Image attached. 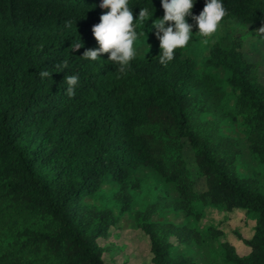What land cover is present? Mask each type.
<instances>
[{"label":"trees","instance_id":"obj_1","mask_svg":"<svg viewBox=\"0 0 264 264\" xmlns=\"http://www.w3.org/2000/svg\"><path fill=\"white\" fill-rule=\"evenodd\" d=\"M101 3L0 0V264H105L98 241L118 226L119 215L132 210L126 191L139 187L129 175L140 167L173 186L174 209L196 222L206 207L250 213L251 239L236 234L249 248L247 255L218 242L220 232L211 226L204 231L218 243L223 264H264L262 186L239 173L237 140L197 125L209 111L195 96L202 86L195 62L183 58V48L174 50L167 67L159 62V48L155 56L135 57L125 73L108 53L83 59L86 49L99 48L92 28L110 11ZM205 3L195 0L193 14ZM222 3L227 10L222 21L238 27L230 29L227 42L213 44L206 63L227 74L232 117L251 156L264 165V83L241 44L242 30L264 27V0ZM144 7L151 18L135 19ZM129 8L138 34L165 15L161 0H129ZM69 20L71 27L65 25ZM77 42L83 47L73 51ZM65 59L69 67L54 71ZM41 70L52 78L42 80ZM74 74L79 83L69 98L64 77ZM106 182L118 186V215L81 205ZM137 227L149 240L152 264H196L185 254L175 256L170 238L178 245L201 243L197 228L156 223L143 212Z\"/></svg>","mask_w":264,"mask_h":264},{"label":"rangeland","instance_id":"obj_2","mask_svg":"<svg viewBox=\"0 0 264 264\" xmlns=\"http://www.w3.org/2000/svg\"><path fill=\"white\" fill-rule=\"evenodd\" d=\"M187 22L194 27L192 38L183 47V58L195 62L197 81L202 85L201 93L195 96L198 97L199 104L209 111L199 116L197 125L206 131H214L239 142L240 155L236 164L237 169L243 176L256 178L264 193V165L251 156L241 125L238 119L232 117L234 95L226 85L227 74L222 68H215L206 63L213 44L219 41L227 42L231 34L230 29L238 27V23L222 21V27L217 33L204 37L196 34L199 31L195 27L196 22L191 20ZM152 24L153 22L148 24L141 32L143 35H138V40L134 42V48L138 49L137 58L155 56L160 48V41L155 35L156 30ZM259 29L249 26L242 30L241 44L247 60L256 65L257 80L264 83V34H261ZM129 180H137L139 185L138 188L126 191L134 200L132 210L119 215L118 226L110 229L108 236L98 241L105 264H152L149 240L137 227V220L142 212L148 213L151 220L156 223L187 225L200 231L201 243L178 245L177 240L171 237L170 241L175 246L173 251L175 256L185 254L196 264H223L218 243L204 231L206 226H211L214 232H220L218 242L229 243L239 256L249 253V248L236 238V234L246 240L251 239L255 221L250 213L244 210L227 212L206 207L202 210L200 221L196 222L193 218L186 217L183 212L174 209L172 203L177 200V194L173 186L164 184L150 168L140 167L132 171ZM116 196H118L117 184L106 182L98 193L85 198L81 205L88 208L112 209L114 214L118 215Z\"/></svg>","mask_w":264,"mask_h":264},{"label":"clouds","instance_id":"obj_3","mask_svg":"<svg viewBox=\"0 0 264 264\" xmlns=\"http://www.w3.org/2000/svg\"><path fill=\"white\" fill-rule=\"evenodd\" d=\"M161 2L165 15L162 19H156L152 27L156 30L155 35L160 41L159 62L164 67H167L168 63L173 60L174 50L185 47L192 38L194 26L187 22L186 17L191 16L196 21L195 27L199 30L196 34L209 37L218 32L222 27V20L227 15L222 0H206L204 10L199 15H194L192 12L195 0H161ZM100 7L110 9V11L102 14L101 22L92 28L99 48L86 49L81 57L95 61L102 54L108 53V60L118 65L120 73H125L130 67L129 62L138 55L134 42L138 40V35H143V33L138 34L133 27L134 15L129 8V0H102ZM150 18L149 9L144 7L140 9L138 18L135 19L148 21ZM169 22H174V24ZM65 25L71 27L72 21H66ZM259 31L264 34V27H261ZM82 47L83 45L78 42L71 45L73 51H79ZM68 67V60L65 59L56 63L54 71L63 72ZM39 76L42 80L51 79L52 72L41 70ZM64 82L67 84L66 95L74 98L79 76L66 75Z\"/></svg>","mask_w":264,"mask_h":264}]
</instances>
